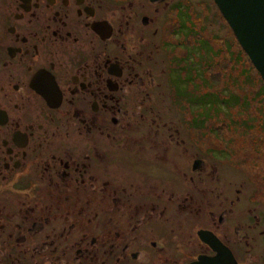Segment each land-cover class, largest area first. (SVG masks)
I'll list each match as a JSON object with an SVG mask.
<instances>
[{
  "label": "flooded vegetation",
  "instance_id": "1",
  "mask_svg": "<svg viewBox=\"0 0 264 264\" xmlns=\"http://www.w3.org/2000/svg\"><path fill=\"white\" fill-rule=\"evenodd\" d=\"M210 1L0 0V264H264V175L211 140ZM148 150L180 185L109 173Z\"/></svg>",
  "mask_w": 264,
  "mask_h": 264
},
{
  "label": "rangeland",
  "instance_id": "2",
  "mask_svg": "<svg viewBox=\"0 0 264 264\" xmlns=\"http://www.w3.org/2000/svg\"><path fill=\"white\" fill-rule=\"evenodd\" d=\"M205 6L210 10L214 9L210 0H206ZM185 16L192 17L191 9L185 12ZM227 26L228 32L226 42L232 44L234 47L226 46L227 53L221 56L222 61L217 59V61L220 60L218 62H221L218 67L213 68L218 62L211 61V76L213 74L217 76L213 79L211 78V83L209 84L211 92L209 115L211 140H221L227 143V151L232 152L231 155H227V158H229V156L231 157V160L228 161L235 166L237 164L236 161L241 159L239 168L241 167L242 175L245 179L251 181L252 174L248 169L250 168L249 166L253 163H264V102L256 108L254 114L251 113L252 103L249 99L253 97L251 94L253 91L251 92V87L249 86L245 88L241 87V81L235 80L234 68L231 69V66L234 67L236 65L233 52L237 48L235 46L237 40L228 24ZM222 63L223 66H221ZM250 66L253 67L251 63L246 64V62H244L243 70L249 73ZM218 74H221L223 80L220 79ZM259 78H261L260 75ZM245 81L248 82L249 79L246 77ZM254 82L255 81L252 82V85L255 86ZM254 94H256L255 90ZM259 109H262L260 113L261 119L257 117V111ZM231 142H234L236 145H232ZM229 143H231V145H229ZM236 150L239 152L240 157L239 155L237 157L234 156L233 151ZM258 173L264 175V169Z\"/></svg>",
  "mask_w": 264,
  "mask_h": 264
},
{
  "label": "water",
  "instance_id": "3",
  "mask_svg": "<svg viewBox=\"0 0 264 264\" xmlns=\"http://www.w3.org/2000/svg\"><path fill=\"white\" fill-rule=\"evenodd\" d=\"M264 82V0H214Z\"/></svg>",
  "mask_w": 264,
  "mask_h": 264
},
{
  "label": "clouds",
  "instance_id": "4",
  "mask_svg": "<svg viewBox=\"0 0 264 264\" xmlns=\"http://www.w3.org/2000/svg\"><path fill=\"white\" fill-rule=\"evenodd\" d=\"M157 153L151 150L147 151L142 164L136 162V157L125 153L123 156H116L108 164L109 173L119 180L125 178L132 179L135 174L146 171L145 166L151 169L149 172V182L162 184L164 186H178L182 183L181 176L176 174L170 163L153 162ZM253 172H260L264 169V163H253L249 166ZM143 177H139L138 182H143Z\"/></svg>",
  "mask_w": 264,
  "mask_h": 264
},
{
  "label": "trees",
  "instance_id": "5",
  "mask_svg": "<svg viewBox=\"0 0 264 264\" xmlns=\"http://www.w3.org/2000/svg\"><path fill=\"white\" fill-rule=\"evenodd\" d=\"M235 46L237 48L233 52V58H234V61H235L236 65L234 67L231 66V69L234 68V77H235V80L236 81L239 80V82L241 81V87H243V88H245L246 86L251 87V92L253 91L251 94L253 95V97L251 99H249V101H251V103H252L251 113L254 114L256 108H258V106L259 105H262L261 103L264 102V83H263L262 79L259 78V74H258L257 71H255L256 69H255L254 66L253 67H254L255 70L253 69L252 66H250L249 73H246V71L243 70V63L246 62V64H249V63H251V61L248 58V56L246 55V53L243 51V49L240 47V45H239L238 42H236V45ZM221 66H223V64ZM226 73H227V64H226ZM247 74H248V76H247ZM218 75H219L220 79L223 80V78L221 77V74H218ZM215 76H216V74H213L211 76V78L213 79ZM246 77L249 79L248 82L245 81V78ZM251 81L252 82L255 81L254 82L255 83V86L252 85V82ZM219 86L222 87L221 85H219ZM254 90H255V93L256 94H254ZM261 111H262V109H259L257 111V117H258V119H261V116H260Z\"/></svg>",
  "mask_w": 264,
  "mask_h": 264
}]
</instances>
